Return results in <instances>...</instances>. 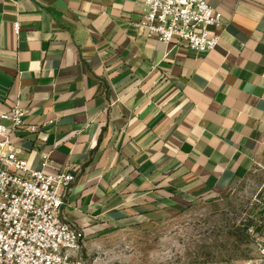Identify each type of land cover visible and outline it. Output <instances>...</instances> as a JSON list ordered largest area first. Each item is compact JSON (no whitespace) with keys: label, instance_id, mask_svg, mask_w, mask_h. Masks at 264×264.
<instances>
[{"label":"crops","instance_id":"1","mask_svg":"<svg viewBox=\"0 0 264 264\" xmlns=\"http://www.w3.org/2000/svg\"><path fill=\"white\" fill-rule=\"evenodd\" d=\"M207 1L223 25L197 51L148 38L144 0H0V113L47 123L15 148L75 174L83 240L224 194L263 153L264 0Z\"/></svg>","mask_w":264,"mask_h":264},{"label":"built area","instance_id":"2","mask_svg":"<svg viewBox=\"0 0 264 264\" xmlns=\"http://www.w3.org/2000/svg\"><path fill=\"white\" fill-rule=\"evenodd\" d=\"M135 23L148 38L197 51L212 50L219 42L223 15L207 0H144ZM20 31L19 22L14 32ZM25 109L16 103L0 113V264H93L80 254L83 234L62 215L64 193L75 180L66 167L49 172L50 156L34 169L15 148L18 130L38 131L27 123ZM264 211V207H263ZM264 261V242L261 244Z\"/></svg>","mask_w":264,"mask_h":264},{"label":"rangeland","instance_id":"3","mask_svg":"<svg viewBox=\"0 0 264 264\" xmlns=\"http://www.w3.org/2000/svg\"><path fill=\"white\" fill-rule=\"evenodd\" d=\"M264 151L228 192L82 240L93 264H264Z\"/></svg>","mask_w":264,"mask_h":264}]
</instances>
